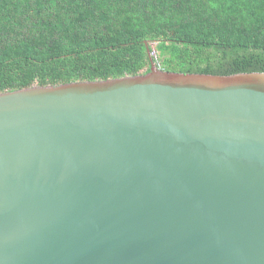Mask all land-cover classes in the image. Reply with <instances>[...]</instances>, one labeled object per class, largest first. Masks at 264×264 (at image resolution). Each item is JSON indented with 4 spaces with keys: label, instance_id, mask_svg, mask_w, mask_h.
Masks as SVG:
<instances>
[{
    "label": "water",
    "instance_id": "1",
    "mask_svg": "<svg viewBox=\"0 0 264 264\" xmlns=\"http://www.w3.org/2000/svg\"><path fill=\"white\" fill-rule=\"evenodd\" d=\"M149 59L0 92V264H264V72Z\"/></svg>",
    "mask_w": 264,
    "mask_h": 264
},
{
    "label": "trees",
    "instance_id": "2",
    "mask_svg": "<svg viewBox=\"0 0 264 264\" xmlns=\"http://www.w3.org/2000/svg\"><path fill=\"white\" fill-rule=\"evenodd\" d=\"M151 41L163 70L264 72V0H0V92L146 73Z\"/></svg>",
    "mask_w": 264,
    "mask_h": 264
},
{
    "label": "rangeland",
    "instance_id": "3",
    "mask_svg": "<svg viewBox=\"0 0 264 264\" xmlns=\"http://www.w3.org/2000/svg\"><path fill=\"white\" fill-rule=\"evenodd\" d=\"M149 44H150V47H153V48H151V50H152V51L155 50V52H156V49H155L156 42H155V41H151ZM152 51H149V53H151ZM153 64H154L155 67L160 68V67H159L160 65H159L158 61H154ZM150 68H151V64H150V66H149V70H148V71H150ZM144 70H145V69H144ZM144 70H143V71H144Z\"/></svg>",
    "mask_w": 264,
    "mask_h": 264
},
{
    "label": "built area",
    "instance_id": "4",
    "mask_svg": "<svg viewBox=\"0 0 264 264\" xmlns=\"http://www.w3.org/2000/svg\"><path fill=\"white\" fill-rule=\"evenodd\" d=\"M149 56L153 59V61H154V59H156V52H155V50H153L151 53H149Z\"/></svg>",
    "mask_w": 264,
    "mask_h": 264
}]
</instances>
